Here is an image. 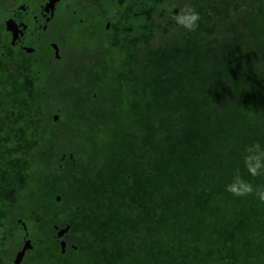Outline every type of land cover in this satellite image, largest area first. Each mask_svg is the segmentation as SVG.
Here are the masks:
<instances>
[{"label":"trees","instance_id":"1","mask_svg":"<svg viewBox=\"0 0 264 264\" xmlns=\"http://www.w3.org/2000/svg\"><path fill=\"white\" fill-rule=\"evenodd\" d=\"M164 5L139 22L134 50L122 36L99 60L84 54V85L64 92L84 88V145L61 130L52 145L37 95L63 85H33L20 53L0 48V248L23 235L19 219L44 264L52 224L72 210L84 264H264V169L244 158L264 147V0L187 3L192 30L175 19L179 0ZM23 96L31 117L19 121Z\"/></svg>","mask_w":264,"mask_h":264},{"label":"flooded vegetation","instance_id":"2","mask_svg":"<svg viewBox=\"0 0 264 264\" xmlns=\"http://www.w3.org/2000/svg\"><path fill=\"white\" fill-rule=\"evenodd\" d=\"M162 1L166 4L167 0ZM154 2L155 0H0L1 49L20 53L24 64L34 70L33 80L46 76L55 85L61 80L58 75H61L60 71L67 60L73 59L72 64L76 65L80 59L84 68V54L89 48L86 45L90 42L100 44L92 50L101 49L105 53L113 51L110 42L113 35H119V38L129 36L123 41L130 43L129 50H134L137 30L141 28L139 22L143 20L150 26L153 14L158 11L153 6ZM194 2L195 0H186L189 5ZM182 12L184 10L180 7L174 13L176 15ZM165 14H168L167 9ZM63 16L67 19L62 20ZM159 16L156 14L155 18ZM72 64L67 70H82L80 67H71ZM82 72L77 77L84 82V70ZM81 99L82 102L79 103ZM75 101L84 112V94L81 97L75 96ZM80 119L82 123L78 125L84 129V115ZM19 221L18 219L24 233L17 241L11 237L0 248V264H41L35 259L39 251L36 242ZM68 221L64 227L52 225V235L46 238L48 245L43 249L44 264H84V222H80L79 216L72 214V210ZM65 227L68 230L58 237V231ZM26 240L30 242V248L24 252L21 261L15 263L16 255ZM61 241L64 242L63 248Z\"/></svg>","mask_w":264,"mask_h":264},{"label":"rangeland","instance_id":"3","mask_svg":"<svg viewBox=\"0 0 264 264\" xmlns=\"http://www.w3.org/2000/svg\"><path fill=\"white\" fill-rule=\"evenodd\" d=\"M179 3L182 5L183 10H184L186 8V5H187L186 1L185 0H179ZM153 6L158 8L157 13L153 14V17H154L153 20H157L166 12V10L164 9L165 8L164 1L155 0ZM156 14H158L160 16L158 18H155ZM66 19L67 18L65 16L62 17V20H66ZM118 39H119V35H113L111 40H116V42H117ZM99 45L100 44H97V43L95 44L94 42L93 43L90 42L88 45H86L90 49L88 48L87 53H85V54H89V56L92 54V55H94V58H95L94 60H99L100 57H101V54H102V50L101 49L92 50L95 47L97 48ZM2 47L3 46H1V44H0V48H2ZM95 55H97V56L95 57ZM78 60H79V63L76 64V65L74 63L72 64L73 59L67 60L63 70L60 71L61 75L59 74L58 77H60L61 80L58 81L56 84H62L63 87H62L59 95L56 92L53 95H51V89L49 91H45V93L40 92L41 91L40 90L39 93H42V96L40 97L39 95H37V98L42 99L44 101V107H47V108L49 107V109H50L49 115L51 117V120L54 122V124L50 126V129L55 133L52 145H58V143H55L56 142V134L58 133L57 132L58 130H61V132L64 135L71 134V137L73 139L74 145H84V129L81 128V125L78 126V124L82 123V121L80 119V116L84 115V112L80 110L81 109L80 106L77 107V105H75V106L73 105V107H72V101L75 99V95L71 96L69 93H64L65 91H69L70 88L72 86H74L75 83H78L80 81L82 83H84L83 79H80L79 77H77V75L80 76L81 74H83L82 70H84V68L81 65L80 59H78ZM70 64H72L71 67H80L82 70L73 69V68H69L67 70V67ZM87 64L88 63H86V62L84 64V66L86 68H87ZM88 66L90 67L89 64H88ZM69 76H71V77H69ZM41 77L42 78H38L37 80H33V83H34L33 85L37 86V85H40V84H44V85L45 84H51L48 81V79H46L47 78L46 76H41ZM64 77H66V78L64 79ZM86 80H89V77H86ZM35 90H36V88H35ZM83 94H84V91L81 92V93H78V95L80 97ZM16 101L19 104V106H18V111L19 112H14L13 115L15 117H17L18 119L20 118L19 121H22L26 117L30 118L31 117V113H30L29 107H28V102L29 101H27L24 98V96L22 98H20V99H16ZM81 102H82V99L79 101V103H81ZM56 104H57L58 108H55ZM64 108L70 110V115L69 116L70 117H74L75 116L74 120H72L71 118H65L64 117V115L62 114V112H64ZM61 109H62V111H61ZM72 113H74V115H72ZM55 116L57 117L56 120L54 119ZM0 120H1V117H0ZM50 124L51 123H48L47 126H49ZM63 144H64V142H63ZM7 145H11V143H8ZM76 168H78L79 171H81V169H84L83 166L79 167L78 165L76 166ZM82 177H83V172H82V174H80V178L79 179H83L84 178V177L83 178ZM81 181H75V184L73 185L74 186V188H73V192L74 193H77V190H78V189H75V188H82L83 187V184H82ZM73 192H71L70 195L68 194V196L71 197L73 195ZM57 196L59 197L58 201L56 200ZM54 198H55V202L56 203H61V201L63 199V196L61 194H55ZM67 199L68 198L66 197V201H67ZM54 208L57 209V205H55ZM53 224L57 225L56 222L53 223ZM62 227H64V226H62ZM33 241L36 242L35 238H33ZM89 250H91V249H89ZM6 256H8V254H6Z\"/></svg>","mask_w":264,"mask_h":264},{"label":"clouds","instance_id":"4","mask_svg":"<svg viewBox=\"0 0 264 264\" xmlns=\"http://www.w3.org/2000/svg\"><path fill=\"white\" fill-rule=\"evenodd\" d=\"M199 13L194 9H189L182 13L176 14V21L181 24L185 29L192 30L197 24ZM245 155L246 167L252 174H257L259 170L264 169V147L259 142L250 145ZM239 179V177H237ZM231 188V185L228 186Z\"/></svg>","mask_w":264,"mask_h":264},{"label":"water","instance_id":"5","mask_svg":"<svg viewBox=\"0 0 264 264\" xmlns=\"http://www.w3.org/2000/svg\"><path fill=\"white\" fill-rule=\"evenodd\" d=\"M51 2H55V0H51ZM54 119L56 120L57 117L55 116ZM56 200H59V197H56ZM22 226H23V228H25L24 223H22ZM67 230H68V227H65V228H63V229H60V231H58V233H57V236H58V237L63 236V234H64ZM60 244H61V247L63 248V246H64V242L61 241ZM29 246H30V242H29L28 240H26V241L24 242V244H23L21 250H20V251L17 253V255H16V258H15V261H14L15 263H19V262L21 261L23 255H24V252H25L27 249L30 248Z\"/></svg>","mask_w":264,"mask_h":264}]
</instances>
